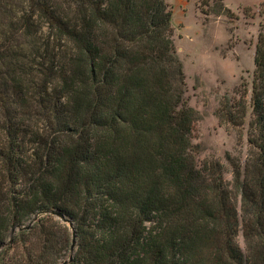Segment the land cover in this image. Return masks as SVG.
<instances>
[{"label": "trees", "instance_id": "trees-1", "mask_svg": "<svg viewBox=\"0 0 264 264\" xmlns=\"http://www.w3.org/2000/svg\"><path fill=\"white\" fill-rule=\"evenodd\" d=\"M9 1L0 264H264V33L250 83L214 111L240 141L250 110L242 173L229 152V169L195 164L198 113L165 0H26L19 15Z\"/></svg>", "mask_w": 264, "mask_h": 264}, {"label": "rangeland", "instance_id": "rangeland-1", "mask_svg": "<svg viewBox=\"0 0 264 264\" xmlns=\"http://www.w3.org/2000/svg\"><path fill=\"white\" fill-rule=\"evenodd\" d=\"M165 1L172 12L173 41L184 74V100L198 113L192 134V141L197 144L195 164L199 166L205 158H215L229 169L224 156L229 152L240 158L243 173L250 110L244 119L240 141L232 130L218 123L214 111L222 95H232L240 83L251 81L255 43L258 33H264V5L256 9L245 6L239 14L228 18L210 13L219 10L213 1L206 5L200 4V0ZM241 1L228 0L233 5ZM9 2H13L12 12L16 11L17 15L27 6L26 0ZM223 176L227 180L231 178L229 172ZM237 240L243 244L240 230Z\"/></svg>", "mask_w": 264, "mask_h": 264}, {"label": "crops", "instance_id": "crops-1", "mask_svg": "<svg viewBox=\"0 0 264 264\" xmlns=\"http://www.w3.org/2000/svg\"><path fill=\"white\" fill-rule=\"evenodd\" d=\"M223 5L229 8L232 12L238 13L245 6H250L252 9H256L260 4L264 5V0H243L241 2H237L235 5L228 2V0H222ZM219 17H225V15L221 14Z\"/></svg>", "mask_w": 264, "mask_h": 264}, {"label": "water", "instance_id": "water-1", "mask_svg": "<svg viewBox=\"0 0 264 264\" xmlns=\"http://www.w3.org/2000/svg\"><path fill=\"white\" fill-rule=\"evenodd\" d=\"M56 214H57V216H58L59 218H61L63 221L67 222L68 225H69V227H72L70 221L64 219V217L62 216V214H60V213H56ZM74 243H75V236H74V232L72 231L71 245H70V248H71V249L74 247Z\"/></svg>", "mask_w": 264, "mask_h": 264}]
</instances>
